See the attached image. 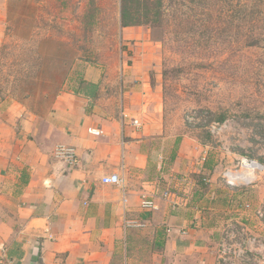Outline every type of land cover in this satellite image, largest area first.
<instances>
[{
	"label": "crops",
	"instance_id": "1",
	"mask_svg": "<svg viewBox=\"0 0 264 264\" xmlns=\"http://www.w3.org/2000/svg\"><path fill=\"white\" fill-rule=\"evenodd\" d=\"M101 81L86 65L77 86L51 102L0 100V256L7 264H217L223 208L208 173H197L205 186L191 201L163 197L173 175L198 170L201 146L168 133L144 68L122 75L118 103ZM59 146L74 149L73 166L56 158ZM112 174L119 185L101 183ZM142 196L153 210L140 206Z\"/></svg>",
	"mask_w": 264,
	"mask_h": 264
},
{
	"label": "rangeland",
	"instance_id": "2",
	"mask_svg": "<svg viewBox=\"0 0 264 264\" xmlns=\"http://www.w3.org/2000/svg\"><path fill=\"white\" fill-rule=\"evenodd\" d=\"M119 1L0 0L1 102H51L92 65L118 103L122 75L144 68L168 133L201 146L193 176L207 165L220 234L235 223L230 246L252 250L229 264H264V0H164L158 30L134 26L146 37L120 26ZM244 161L261 169L229 184Z\"/></svg>",
	"mask_w": 264,
	"mask_h": 264
},
{
	"label": "built area",
	"instance_id": "3",
	"mask_svg": "<svg viewBox=\"0 0 264 264\" xmlns=\"http://www.w3.org/2000/svg\"><path fill=\"white\" fill-rule=\"evenodd\" d=\"M133 125H137V121H133ZM55 156L58 159H62L65 163L70 166H73L76 163V155L74 149L70 147H63L59 146L55 149ZM243 170L241 173L239 172H229L223 174V178L227 180L230 184V181H246V179H250L254 176H250V174H254V171H258L261 169L259 165L256 163L251 162L250 164L247 161L242 162L240 166ZM250 171H252L250 173ZM245 173V174H244ZM243 174V176H241ZM101 183L105 185H119L121 183V179L118 175L112 174L105 176L101 179ZM193 182L190 176H172L170 178L168 188L163 192L164 198H171V197H178L182 199L184 202H187L190 198L191 194V187ZM180 187H183L181 190ZM140 206L143 209L153 210L155 208L154 202L152 199H148L145 196H142L140 201ZM227 227L224 228L220 234V239L218 243V264H229V260L233 258V260H240L241 262L245 260V254H250L252 250H248L246 252L242 251V249H235L234 246H230L229 241V234L234 235L237 234L236 229L238 226L235 223H229L226 225ZM236 245V244H234ZM249 252V253H248ZM262 259H264L262 257ZM0 264H7L5 258L0 256Z\"/></svg>",
	"mask_w": 264,
	"mask_h": 264
},
{
	"label": "trees",
	"instance_id": "4",
	"mask_svg": "<svg viewBox=\"0 0 264 264\" xmlns=\"http://www.w3.org/2000/svg\"><path fill=\"white\" fill-rule=\"evenodd\" d=\"M163 1L164 0H120L119 1L120 26L122 28L141 26L144 22L150 24L151 27L154 29V31L158 30L163 24V21H161L162 18L160 13V8L162 6ZM79 87L81 89L85 87L86 89H90L92 92H96L97 90V87L95 85H90L82 82L79 83ZM55 90L56 92L60 91L59 87ZM46 101H47V97L43 99L41 104L42 103L46 104ZM205 168L208 169L207 165H203L202 170L204 171ZM195 178L199 179V181H202V183L198 185V182L196 181ZM192 179L194 180L195 184L190 201L192 200L193 196L196 195V193L201 192L199 189L204 188L205 186L203 175L198 174L197 177L193 176Z\"/></svg>",
	"mask_w": 264,
	"mask_h": 264
},
{
	"label": "water",
	"instance_id": "5",
	"mask_svg": "<svg viewBox=\"0 0 264 264\" xmlns=\"http://www.w3.org/2000/svg\"><path fill=\"white\" fill-rule=\"evenodd\" d=\"M250 180H253V178H250L249 181H250Z\"/></svg>",
	"mask_w": 264,
	"mask_h": 264
},
{
	"label": "bare ground",
	"instance_id": "6",
	"mask_svg": "<svg viewBox=\"0 0 264 264\" xmlns=\"http://www.w3.org/2000/svg\"><path fill=\"white\" fill-rule=\"evenodd\" d=\"M241 176H243V174H241Z\"/></svg>",
	"mask_w": 264,
	"mask_h": 264
}]
</instances>
